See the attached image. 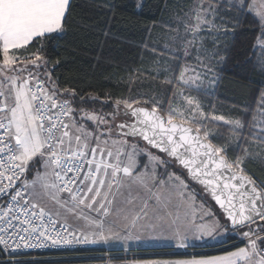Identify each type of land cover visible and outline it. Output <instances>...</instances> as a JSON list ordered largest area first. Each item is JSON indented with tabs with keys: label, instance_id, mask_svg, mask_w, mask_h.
<instances>
[{
	"label": "snow or ice",
	"instance_id": "6c2138e0",
	"mask_svg": "<svg viewBox=\"0 0 264 264\" xmlns=\"http://www.w3.org/2000/svg\"><path fill=\"white\" fill-rule=\"evenodd\" d=\"M70 6L0 0V264H48L19 259L26 250L144 239L167 241L178 258L130 264H264V179L246 167L264 165V93L234 118L209 114L199 96L218 83L220 38L241 17L256 22L264 72V0L179 3L157 49L174 67L145 70L164 75L162 94L109 110L64 87L42 47L28 51L64 34ZM230 241L220 254L197 250Z\"/></svg>",
	"mask_w": 264,
	"mask_h": 264
},
{
	"label": "trees",
	"instance_id": "16d2710c",
	"mask_svg": "<svg viewBox=\"0 0 264 264\" xmlns=\"http://www.w3.org/2000/svg\"><path fill=\"white\" fill-rule=\"evenodd\" d=\"M182 2L187 0H142L140 5L136 0H71L64 34L40 40L28 51L42 47L51 58L50 66H55L54 76L59 82L79 90L86 100L89 94L99 97L89 105L97 109L109 110L106 105L115 99L137 93L162 94L158 85L164 75L149 76L147 72L157 66L174 67L172 57H165L167 63L161 65L157 49L167 43L170 30L165 25ZM232 24L235 27L229 26V31L233 34L220 38L221 62L216 65L219 81L206 93L199 94L209 114L226 118L255 110L257 99L264 93V72L256 66L253 54L258 35L256 22L247 16L239 18L238 23L233 20ZM130 78L135 82L129 84ZM211 127L216 129V125ZM219 131L227 134L228 129L221 127ZM246 167L250 174L264 179V165L259 160L247 161ZM232 243L236 241L197 250L220 254ZM85 252L100 254L107 250L93 246ZM129 252L138 257L153 253L178 258L169 255L172 252L169 248Z\"/></svg>",
	"mask_w": 264,
	"mask_h": 264
},
{
	"label": "built area",
	"instance_id": "2783aa9c",
	"mask_svg": "<svg viewBox=\"0 0 264 264\" xmlns=\"http://www.w3.org/2000/svg\"><path fill=\"white\" fill-rule=\"evenodd\" d=\"M91 245H78L74 248L65 249H42V250H26L25 254L18 257L21 260H42L45 262L60 261L61 264H114L121 260L136 257L132 254L122 253H87Z\"/></svg>",
	"mask_w": 264,
	"mask_h": 264
},
{
	"label": "crops",
	"instance_id": "0c3cea01",
	"mask_svg": "<svg viewBox=\"0 0 264 264\" xmlns=\"http://www.w3.org/2000/svg\"><path fill=\"white\" fill-rule=\"evenodd\" d=\"M255 46V45H254ZM254 49V47H253ZM259 52L256 53V55L254 56L255 59L258 58ZM260 97V96H259ZM258 103H259V99H257ZM257 103V102H256ZM93 246H102L104 247L107 251H136V250H142V249H160V248H168L166 247V245L163 246H143V247H138V246H129V245H119V242H109V243H98V244H93ZM183 251H181L182 253ZM173 255V253H169V255ZM147 255H152V256H145L144 258H136V259H156V258H169L167 256H163V257H158V256H153L155 254L150 253ZM129 260V259H128ZM127 260H121L120 262H115L114 264H130V262H126Z\"/></svg>",
	"mask_w": 264,
	"mask_h": 264
},
{
	"label": "rangeland",
	"instance_id": "374dc122",
	"mask_svg": "<svg viewBox=\"0 0 264 264\" xmlns=\"http://www.w3.org/2000/svg\"><path fill=\"white\" fill-rule=\"evenodd\" d=\"M137 4L140 5L142 3V0H136ZM168 40V39H167ZM110 242H119V245H129V246H138V247H143V246H163V245H167V241H163V240H152V239H144L142 241H140L139 243L132 241V242H124V241H110ZM178 252H181L183 250H177ZM133 260H143V259H136V258H132L127 260L126 262H131Z\"/></svg>",
	"mask_w": 264,
	"mask_h": 264
}]
</instances>
